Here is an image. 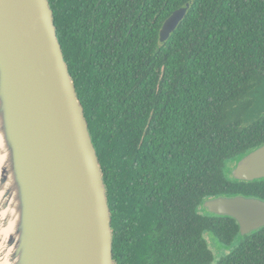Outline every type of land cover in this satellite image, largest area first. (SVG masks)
I'll return each mask as SVG.
<instances>
[{
  "label": "trees",
  "instance_id": "obj_1",
  "mask_svg": "<svg viewBox=\"0 0 264 264\" xmlns=\"http://www.w3.org/2000/svg\"><path fill=\"white\" fill-rule=\"evenodd\" d=\"M49 2L103 169L115 264H212L205 232L229 246L239 226L199 206L264 198V178L224 173L264 143V0ZM213 264H264V226Z\"/></svg>",
  "mask_w": 264,
  "mask_h": 264
},
{
  "label": "water",
  "instance_id": "obj_2",
  "mask_svg": "<svg viewBox=\"0 0 264 264\" xmlns=\"http://www.w3.org/2000/svg\"><path fill=\"white\" fill-rule=\"evenodd\" d=\"M175 9L165 41L184 17ZM236 180L264 178V143ZM241 235L264 226V198H207ZM103 169L49 0H0V264H115Z\"/></svg>",
  "mask_w": 264,
  "mask_h": 264
},
{
  "label": "rangeland",
  "instance_id": "obj_3",
  "mask_svg": "<svg viewBox=\"0 0 264 264\" xmlns=\"http://www.w3.org/2000/svg\"><path fill=\"white\" fill-rule=\"evenodd\" d=\"M235 165V161L233 160H227L224 163V173L227 177L231 176V170L233 168V166ZM199 212L205 213L206 210L203 208V206H199ZM208 246L210 247V249L212 250L213 256H214V262L219 259V257L225 253H227L229 250H231L233 247H235V245H237L238 241L242 238L241 234H238L237 236H235L233 242L229 245V246H224L222 243H220L216 237L211 234L210 232H205L204 234ZM213 262V263H214ZM212 263V264H213Z\"/></svg>",
  "mask_w": 264,
  "mask_h": 264
}]
</instances>
